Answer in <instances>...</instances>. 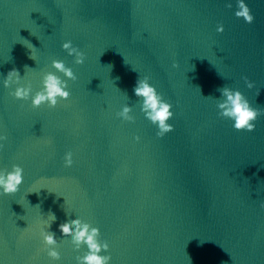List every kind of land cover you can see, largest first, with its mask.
I'll return each mask as SVG.
<instances>
[{
    "label": "water",
    "instance_id": "1",
    "mask_svg": "<svg viewBox=\"0 0 264 264\" xmlns=\"http://www.w3.org/2000/svg\"><path fill=\"white\" fill-rule=\"evenodd\" d=\"M244 4L252 23L238 0H0V171L23 169L15 194L0 190V264H77L86 246L58 229L76 218L99 229L109 264H264V115L236 131L216 107L226 85L264 111V0ZM52 60L76 80L33 108L45 73L66 80ZM13 69L26 101L3 85ZM144 76L172 105L163 137L133 93Z\"/></svg>",
    "mask_w": 264,
    "mask_h": 264
},
{
    "label": "clouds",
    "instance_id": "2",
    "mask_svg": "<svg viewBox=\"0 0 264 264\" xmlns=\"http://www.w3.org/2000/svg\"><path fill=\"white\" fill-rule=\"evenodd\" d=\"M231 7V5H227ZM239 10L235 12V16L242 17L246 23H252L254 17L250 14L249 8L244 4V0H238ZM223 26L218 25L217 32H223ZM69 56L74 57V63L77 65L83 64L85 60L84 54L72 45L71 41H66L61 45ZM174 63L172 67H176ZM51 68L56 72L62 73L66 80H62L59 76L53 72H47L43 75L41 80V90L35 92L31 96V107L38 108L42 104H47L49 108H54L58 100H67L70 93L66 90L68 87L66 81H75L71 68L65 66L63 61L52 60ZM21 77L19 73L13 69L9 71L3 80L5 88H9L12 85H17L13 92L10 93L15 99L28 100L30 93L32 92L31 85L19 86ZM246 86L251 89L254 87L252 82H249L245 77ZM220 93V99H217L216 107L218 109V116L231 120L232 127L236 131L252 132L255 129V121L261 115H264V111L256 109L250 106L248 100L238 90H233L226 85L218 89ZM133 93L137 98L142 99L141 111L144 116L158 129L156 135L163 137L166 133L171 132L173 127L167 121L172 118L173 112L170 110L172 105L165 102L162 96L156 91L155 87L150 85L149 77H139L136 80L133 88ZM259 94V92L257 93ZM207 98V97H206ZM132 111L131 107L125 105L117 113V116L126 121H133L134 118L129 115ZM5 136H0V140H6ZM139 140V137H135ZM2 146V145H0ZM64 166L70 167L73 163L72 153H65ZM23 169L13 164L10 171H0V190L3 194L10 195L15 194L18 191L19 186L23 182ZM261 208H264V203L260 204ZM51 214V213H50ZM55 220L54 214H51V222ZM50 226V224H49ZM59 231L63 236H70L71 243L75 249L79 250L82 245H85L87 251L82 256H77V264H109L110 256L100 255L101 251H107L108 244L106 242H100L99 229L90 226L88 223L82 222L80 219H72L61 223L58 226ZM42 243L45 246L47 256L52 260H59L60 254L55 250L57 243L55 234L49 231H41Z\"/></svg>",
    "mask_w": 264,
    "mask_h": 264
}]
</instances>
